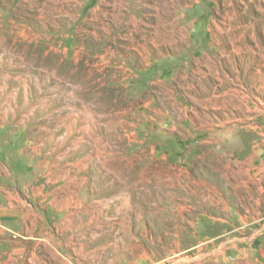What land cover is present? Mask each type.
<instances>
[{"label": "rangeland", "instance_id": "rangeland-1", "mask_svg": "<svg viewBox=\"0 0 264 264\" xmlns=\"http://www.w3.org/2000/svg\"><path fill=\"white\" fill-rule=\"evenodd\" d=\"M0 264H264V0H0Z\"/></svg>", "mask_w": 264, "mask_h": 264}]
</instances>
